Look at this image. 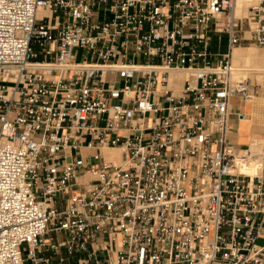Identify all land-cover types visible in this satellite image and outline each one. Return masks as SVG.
Here are the masks:
<instances>
[{
  "label": "built area",
  "instance_id": "1",
  "mask_svg": "<svg viewBox=\"0 0 264 264\" xmlns=\"http://www.w3.org/2000/svg\"><path fill=\"white\" fill-rule=\"evenodd\" d=\"M240 1L0 0V264H264V152L245 173L230 137L264 0Z\"/></svg>",
  "mask_w": 264,
  "mask_h": 264
},
{
  "label": "bare ground",
  "instance_id": "2",
  "mask_svg": "<svg viewBox=\"0 0 264 264\" xmlns=\"http://www.w3.org/2000/svg\"><path fill=\"white\" fill-rule=\"evenodd\" d=\"M257 1L258 0H242L240 1V4L246 3V5H249ZM243 13L244 12L241 9H238L237 14L240 15ZM260 59H264V48L261 49L255 46L253 47L235 46L231 54V63L234 69L233 78L240 79L241 76H243V78L248 76L251 77L252 80H257L258 82H260L258 80L259 77V79L264 83V64L257 62ZM236 75L239 76L240 78L237 77ZM187 77H188L187 70L174 71L170 76V81L180 86ZM262 82L260 83L262 84ZM250 102H254L253 112L251 111L252 118L250 120H247L245 117L246 115L242 118V124H241L242 128L240 129L239 132L234 133L233 139L240 141V139H242V137L244 136L243 132L251 130V133L248 135V142L250 143V146L247 147L248 156L240 164V168L245 173L256 174L260 172V168L262 167L263 164L264 103L262 96H258V95H256ZM110 153H111L110 157L114 155L116 156V158L120 159L119 149L110 150Z\"/></svg>",
  "mask_w": 264,
  "mask_h": 264
},
{
  "label": "crops",
  "instance_id": "3",
  "mask_svg": "<svg viewBox=\"0 0 264 264\" xmlns=\"http://www.w3.org/2000/svg\"><path fill=\"white\" fill-rule=\"evenodd\" d=\"M213 47H214V44H213ZM226 49H227V46H226ZM226 49L224 51L220 52V53L219 52H217V53L218 54L225 53ZM230 102H231V104H230V112H231V114H230V126H231V135H230V137H231V140H232L233 143H235L240 148L249 147L250 146V143L248 142V135L251 133V130L244 131L243 132L244 133V136L242 137V139H240V141L234 140L233 138H234V133L235 132L236 133L239 132L240 129L242 128V125H241L242 124V118L245 115H246L245 116L246 119L247 118H250V119L252 118V112H253V108H254V102L242 100V99H240L237 96L231 98V101ZM235 110H237V111H235ZM63 236H64L63 234H59L58 235L59 238H63ZM258 244L259 245H264V234L260 235V237L258 238ZM63 253L65 254L64 251H63ZM43 255H50V252L49 251H46V252L43 253ZM76 258H77L76 256L69 257L67 259V263L75 262L76 261ZM54 261L57 262L58 261V257H54Z\"/></svg>",
  "mask_w": 264,
  "mask_h": 264
},
{
  "label": "rangeland",
  "instance_id": "4",
  "mask_svg": "<svg viewBox=\"0 0 264 264\" xmlns=\"http://www.w3.org/2000/svg\"><path fill=\"white\" fill-rule=\"evenodd\" d=\"M213 44H214V47L212 49L214 51L219 52V53L222 52V51H224L226 49V46H227V38H226V35L225 34H221V33H215L213 35ZM248 46H252V47L255 46V47H258V48H261V49L264 48V46L256 45V44H249V43H244V44L238 45L237 47H248ZM219 57L220 56L215 57L213 63H216V61H217V59ZM257 62L264 64V59H260ZM237 77H239V76H237ZM241 78H243V76H241ZM258 80L260 82H262L259 79V77H258ZM251 81H252V83H255L256 84L255 87L258 90V96H262L263 103H264V95H263V93H264V83L262 82V84H261L257 80H252V79H251ZM247 120H250V118H247ZM245 148H247V147H245Z\"/></svg>",
  "mask_w": 264,
  "mask_h": 264
}]
</instances>
